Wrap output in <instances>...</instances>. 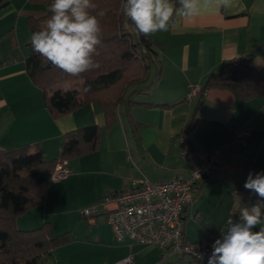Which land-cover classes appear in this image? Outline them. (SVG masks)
Listing matches in <instances>:
<instances>
[{"label": "crops", "instance_id": "obj_1", "mask_svg": "<svg viewBox=\"0 0 264 264\" xmlns=\"http://www.w3.org/2000/svg\"><path fill=\"white\" fill-rule=\"evenodd\" d=\"M28 2L15 17L27 20L45 14L43 5ZM11 4L9 0L0 8V38H8V43L0 42V60L5 61L0 66V149L27 146L52 160L59 157L65 135L88 125L99 129L96 149L67 160L71 173L50 181L44 201L18 215L16 227L30 230L47 224L51 235L69 234L70 241L54 248L47 264H114L128 256H133L132 264H188L190 258L179 252L141 245L127 236L117 240L103 213L84 218L79 211L106 195L136 188L142 180L160 183L187 177L189 168L179 156L177 141L184 133L196 156L222 152L199 187L230 182L235 192L249 172H264V99H242L223 88H209L203 98L189 97L210 73L242 57L264 75V0H233L230 9L212 8L193 20L176 16L174 27L150 34L157 55L141 85L148 88L133 96L132 106L119 105L109 120L95 101L57 118L50 115L44 93L25 70L29 37L19 35L18 25L10 27L5 18L14 11ZM241 128L249 136L239 139L236 131ZM238 194L231 214L236 217ZM189 214L186 206L184 238L197 242L212 237L209 229L190 237Z\"/></svg>", "mask_w": 264, "mask_h": 264}, {"label": "trees", "instance_id": "obj_2", "mask_svg": "<svg viewBox=\"0 0 264 264\" xmlns=\"http://www.w3.org/2000/svg\"><path fill=\"white\" fill-rule=\"evenodd\" d=\"M30 1L45 7L44 15L27 17L31 37L51 15L49 6L53 0ZM8 3L9 0H0V8ZM93 3L97 5L93 15L101 10L106 13L98 17L103 29L102 43L97 47L98 54L93 59L99 63V68L78 77L70 76L35 53L31 40L27 43L29 55L24 61L26 73L44 93L46 108L53 118L95 101L109 120L119 105L132 106L133 96L148 88L141 85L146 82L150 65L156 60L155 44L149 36L140 34L131 20L123 15L121 0H93ZM4 64L5 61L0 60V66ZM70 80H80V83L70 89L60 87V84ZM89 85L90 90L85 91ZM209 88L228 89L242 99H264V75L250 66L244 57L210 73L198 96L203 98ZM182 135L187 137L186 133ZM98 137L96 125L77 129L65 135L59 157L52 160H46L40 149L31 151L27 146L0 149V264H47L53 249L70 241L68 233L51 235L47 224L36 229H19L15 219L44 201L50 175L58 160L67 161L93 152ZM235 190L241 194L239 209L251 207L260 200L255 192L244 188V183Z\"/></svg>", "mask_w": 264, "mask_h": 264}, {"label": "clouds", "instance_id": "obj_3", "mask_svg": "<svg viewBox=\"0 0 264 264\" xmlns=\"http://www.w3.org/2000/svg\"><path fill=\"white\" fill-rule=\"evenodd\" d=\"M232 5L233 0H121L123 15L146 37L174 27L176 16L193 20L212 8L230 9ZM96 8L93 0H53L51 15L30 37L32 50L73 77L99 68L93 59L102 43L98 17L106 13L101 10L93 15ZM244 188L260 200L242 207L237 220H227L226 228L211 245L207 264H264V172H249ZM196 255L203 259V254Z\"/></svg>", "mask_w": 264, "mask_h": 264}, {"label": "built area", "instance_id": "obj_4", "mask_svg": "<svg viewBox=\"0 0 264 264\" xmlns=\"http://www.w3.org/2000/svg\"><path fill=\"white\" fill-rule=\"evenodd\" d=\"M243 58V57H242ZM237 59L233 63L241 60ZM200 88L193 87L189 97L198 96ZM245 128L238 129L236 136H249ZM179 156L189 168L188 176L182 179L152 183L142 180L139 186L120 193H112L100 201L82 208L84 218H93L103 213L106 222L113 228L117 240L129 237L141 245H155L161 249L179 252L190 258L188 264H207L211 245L220 235L190 242L184 238L182 212L193 200L197 183L210 174L218 162L221 151H203L196 156L190 140L179 135ZM71 173L66 160L60 159L50 175L51 182H58ZM196 253L203 254L199 259ZM133 256L125 257L114 264H132Z\"/></svg>", "mask_w": 264, "mask_h": 264}, {"label": "rangeland", "instance_id": "obj_5", "mask_svg": "<svg viewBox=\"0 0 264 264\" xmlns=\"http://www.w3.org/2000/svg\"><path fill=\"white\" fill-rule=\"evenodd\" d=\"M26 0H12V9L11 15H14V18L11 19L10 14H7L5 18L9 20L10 27L18 25L19 35L24 32L25 36L29 37L30 40V32L29 28L26 24V20H22L23 18L15 17V11L18 8H21ZM29 4L36 5L35 3L29 0ZM18 20V24H17ZM9 27V28H10ZM0 42L8 43V38H0ZM27 41L22 43L23 51H26L27 46L25 44ZM19 53V52H17ZM76 83H80L79 81H68L60 84L62 89H70L75 86ZM239 194L236 190L233 192L230 182H218L211 183L206 182L201 187H196L193 190V200L187 206L189 207V211H192V214L187 217V232L190 237L191 234L193 236L200 237L205 229H209L212 233H207L209 236L220 235V231L226 228L227 220L231 217L233 220H237L238 217L232 216L234 202L238 203ZM191 240V239H190ZM186 259V258H185ZM185 261V262H184ZM181 261L180 264H187L184 260Z\"/></svg>", "mask_w": 264, "mask_h": 264}]
</instances>
